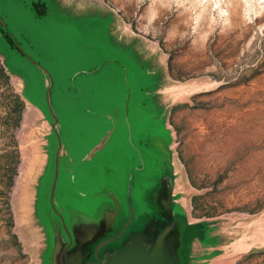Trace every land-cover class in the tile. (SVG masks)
Returning a JSON list of instances; mask_svg holds the SVG:
<instances>
[{
    "label": "rangeland",
    "instance_id": "1",
    "mask_svg": "<svg viewBox=\"0 0 264 264\" xmlns=\"http://www.w3.org/2000/svg\"><path fill=\"white\" fill-rule=\"evenodd\" d=\"M31 1L0 0V264H42L50 125L24 84L44 107L47 74L79 91L73 135L90 129L89 145L112 120L121 140L125 98L151 71L177 202L211 222L212 264H264V0H46V13Z\"/></svg>",
    "mask_w": 264,
    "mask_h": 264
},
{
    "label": "water",
    "instance_id": "2",
    "mask_svg": "<svg viewBox=\"0 0 264 264\" xmlns=\"http://www.w3.org/2000/svg\"><path fill=\"white\" fill-rule=\"evenodd\" d=\"M38 2L47 10L46 0H32L31 6ZM148 75L150 85L134 86L131 103L130 93L125 98L121 140L112 120L89 145L90 129L78 140L73 135L69 112L79 110V91L55 86L47 74L40 90L44 107L25 95L24 84L23 97L50 125L35 190L44 233L42 264L213 263L211 222L188 220L177 202L172 135L155 99L158 74ZM55 94L68 98L67 108ZM161 116L166 135L157 127Z\"/></svg>",
    "mask_w": 264,
    "mask_h": 264
},
{
    "label": "trees",
    "instance_id": "3",
    "mask_svg": "<svg viewBox=\"0 0 264 264\" xmlns=\"http://www.w3.org/2000/svg\"><path fill=\"white\" fill-rule=\"evenodd\" d=\"M33 5H34V7L36 6V7H39L37 10H38V12L39 13H45V10H46V6L43 4V3H33ZM16 110H18V115H17V117H16V121H15V123L18 121V119H19V117H20V115H19V111H20V109L18 108V109H16ZM11 180H12V174L10 175V182H11Z\"/></svg>",
    "mask_w": 264,
    "mask_h": 264
}]
</instances>
